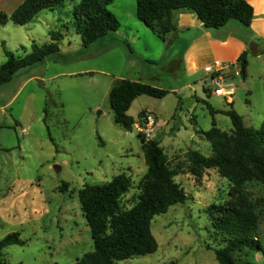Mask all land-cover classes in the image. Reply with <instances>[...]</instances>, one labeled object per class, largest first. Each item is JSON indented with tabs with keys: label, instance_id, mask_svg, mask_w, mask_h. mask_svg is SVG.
I'll return each mask as SVG.
<instances>
[{
	"label": "rangeland",
	"instance_id": "374dc122",
	"mask_svg": "<svg viewBox=\"0 0 264 264\" xmlns=\"http://www.w3.org/2000/svg\"><path fill=\"white\" fill-rule=\"evenodd\" d=\"M78 1H67L55 11H43L26 26L0 25V66L7 61L5 51L25 56L33 42L49 43L52 30L64 37L58 55L21 70L11 83L0 88V240L20 233L25 242L4 249L6 264H77L92 252L90 228L78 197L87 184L109 183L124 173L132 187L122 204L131 208L136 202L147 173L142 124L136 123L128 132L115 123L109 104L114 77L134 78L131 69L138 65L139 56H145L143 70L150 69L156 78L141 77L142 83L166 91L186 83L184 72L175 73L179 80L166 72L158 55L161 39L149 28L147 37L156 43L145 39L150 55L127 41L131 50L114 46V41L120 40L115 34L85 49L81 37L64 28ZM3 5L5 1L0 2V11L9 14L10 9H1ZM108 9L126 24L136 15V0H116ZM248 61L246 79L223 72L225 78L229 77L223 87L231 97L212 95L216 87L210 80L201 79L193 91L181 90L161 99L141 96L132 104L128 115L136 121L142 112L157 118L152 139L160 141L170 165L178 172L175 181L188 200L154 218L152 232L159 246L156 253L118 264H219L215 250L221 245L213 236L207 212L213 205L231 199L232 186L216 170H206L201 178H195L189 172V155L213 154L211 143L202 133L211 130L214 122L222 131L233 130L231 119L224 114L231 102L246 127L261 129L264 55L250 53ZM223 64L229 65L227 61ZM48 103L46 125L44 109ZM209 107L220 113L212 114ZM65 185L66 190L61 191ZM241 195L259 214V235L264 245V185L246 183ZM236 260L264 264V254L245 251L236 254Z\"/></svg>",
	"mask_w": 264,
	"mask_h": 264
},
{
	"label": "trees",
	"instance_id": "16d2710c",
	"mask_svg": "<svg viewBox=\"0 0 264 264\" xmlns=\"http://www.w3.org/2000/svg\"><path fill=\"white\" fill-rule=\"evenodd\" d=\"M67 1L77 0H26L12 14L0 11V25L14 23L26 26L43 11H55ZM116 0H79L73 7L72 17L64 24L81 37L83 47L89 48L97 41L116 33L120 29L117 17L108 9ZM187 10L198 17L209 30H220L231 22H239L250 27L254 19V9L247 0H136V16L159 39L166 41L175 31L173 15ZM50 42H33L25 56H16L5 51L7 61L0 66V88L11 83L21 70L43 63L61 52L63 34L50 31ZM124 45L131 50L125 41ZM240 76L248 74V54L244 52L238 59ZM170 92L142 82L127 79L114 83L109 93V104L117 125L128 132L136 123H143L146 112L139 120L128 115L132 104L141 96L164 98ZM209 94V92H207ZM233 102L226 114L232 121L233 130H220L216 123L203 132L211 143L213 154L202 156L198 152L189 155V172L199 179L206 170H216L227 179L231 186L230 200L213 205L208 210L213 236L220 242L215 250L219 264H252L238 262L236 254L249 251L264 254L260 239V217L255 207L241 195L244 184L259 182L264 185V123L261 129L246 127L243 118L234 110ZM210 108V107H209ZM49 103L44 109V122L48 125ZM212 114H218L210 108ZM50 135V128L47 126ZM52 140V139H51ZM143 140V152L147 173L139 185V195L131 208L122 204L123 197L130 191L132 181L126 174H120L109 183L85 185L78 193L83 216L90 228L94 250L77 261V264H118L135 257L147 256L158 251V242L152 232V222L156 216L166 214L177 204H185L188 195L175 181L177 170L172 168L158 139ZM53 141V140H52ZM67 186L61 188L66 190ZM20 233H12L0 240V264H6L4 249L23 246ZM177 264V263H172Z\"/></svg>",
	"mask_w": 264,
	"mask_h": 264
},
{
	"label": "crops",
	"instance_id": "0c3cea01",
	"mask_svg": "<svg viewBox=\"0 0 264 264\" xmlns=\"http://www.w3.org/2000/svg\"><path fill=\"white\" fill-rule=\"evenodd\" d=\"M1 1L6 2V5L1 6V9H10L11 12L9 14H12L26 0ZM247 2L254 9V19L250 27H242L237 23L231 22L220 30H209L204 27L196 14L190 11L181 10L174 13L173 24L175 31L168 35L166 41L161 40V45H158V55L160 61L165 63L163 67L166 72L171 73L177 80H179V77L175 73L184 72L186 83L179 87L171 86L169 88L170 93L177 94L181 90L193 91L198 87L201 79L203 81L210 80V76L205 73L204 69L212 64L213 61H221L222 63L227 61L232 66L230 73H232L233 77L236 74L240 75L241 68L238 59L244 52H247L248 59L250 53L258 57L264 55V0H247ZM138 20L137 16L133 15L126 24L120 22V29L114 33L120 37V40L114 41V46L123 45L126 47L121 42L123 40L131 45H139L146 53L145 55H148V53L150 55L151 51L146 40L149 39L150 42L152 41V43L156 44L155 40L147 37L148 28ZM123 30L125 31L123 32ZM141 33L143 34L142 36ZM138 58L140 60L138 65L136 63L131 69L134 78H127L128 76L123 75L115 76L114 82L124 79L142 82L141 77L156 78L153 77L154 74L151 75L150 69L147 72L143 70L142 61L146 62V57L139 56ZM129 72L127 70V74ZM106 73L112 75L111 73Z\"/></svg>",
	"mask_w": 264,
	"mask_h": 264
},
{
	"label": "built area",
	"instance_id": "2783aa9c",
	"mask_svg": "<svg viewBox=\"0 0 264 264\" xmlns=\"http://www.w3.org/2000/svg\"><path fill=\"white\" fill-rule=\"evenodd\" d=\"M232 70V66H224L221 61H215L213 64L208 65L205 67L204 71L207 75L210 76V81L213 86L216 88L212 92L213 95L217 97H231L232 93L228 92L224 87L223 83H225V75L223 74L224 71L230 73ZM157 128V118L151 114H146L145 118L143 119L142 123V130L141 134L146 141L152 139L153 134L156 132Z\"/></svg>",
	"mask_w": 264,
	"mask_h": 264
},
{
	"label": "water",
	"instance_id": "95a60500",
	"mask_svg": "<svg viewBox=\"0 0 264 264\" xmlns=\"http://www.w3.org/2000/svg\"><path fill=\"white\" fill-rule=\"evenodd\" d=\"M131 135L134 137L135 136V133H131Z\"/></svg>",
	"mask_w": 264,
	"mask_h": 264
}]
</instances>
